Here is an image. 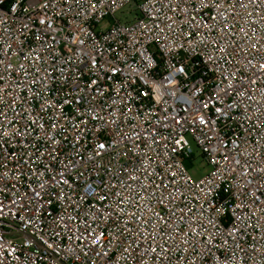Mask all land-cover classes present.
<instances>
[{
	"label": "built area",
	"instance_id": "2783aa9c",
	"mask_svg": "<svg viewBox=\"0 0 264 264\" xmlns=\"http://www.w3.org/2000/svg\"><path fill=\"white\" fill-rule=\"evenodd\" d=\"M130 3L0 0V264H264V0Z\"/></svg>",
	"mask_w": 264,
	"mask_h": 264
},
{
	"label": "rangeland",
	"instance_id": "374dc122",
	"mask_svg": "<svg viewBox=\"0 0 264 264\" xmlns=\"http://www.w3.org/2000/svg\"><path fill=\"white\" fill-rule=\"evenodd\" d=\"M140 0H131V3L121 12H118L115 15V18L120 20L121 22L131 21L134 18L136 13V5ZM103 23H108L105 20ZM192 150L195 154V160L192 161V168L190 169V173L192 174L193 178L199 179L203 177L209 170V167L206 165L204 161L200 158L201 154L200 151L196 148V146L191 142Z\"/></svg>",
	"mask_w": 264,
	"mask_h": 264
}]
</instances>
